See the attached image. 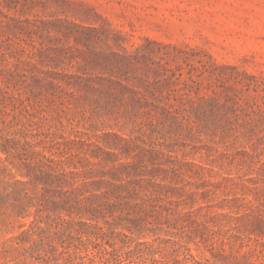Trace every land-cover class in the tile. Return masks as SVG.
Instances as JSON below:
<instances>
[{
	"label": "rangeland",
	"instance_id": "1",
	"mask_svg": "<svg viewBox=\"0 0 264 264\" xmlns=\"http://www.w3.org/2000/svg\"><path fill=\"white\" fill-rule=\"evenodd\" d=\"M17 44L24 47L23 53ZM0 47L19 59L40 48L38 65L57 77L56 83L64 85L65 73L73 75L72 80L91 79L98 87L95 100H76L69 116L85 111L98 129L125 136L138 135V126H144L148 146L169 149L186 162L206 167H183L188 173L183 178L193 183L186 189L198 191L185 209L208 203L214 205L208 212L225 216H214L210 226L218 231H207L206 242L188 243L191 253L210 257L212 238L218 244L228 230L244 237L249 246L222 264H257L254 256L242 253L254 246L248 236L264 241V212L247 210L234 197L261 200L264 209V190L250 192L242 183L252 186L257 181L264 187V165L256 162L264 160V0H0ZM16 62L10 56L0 60L1 73ZM119 82L142 90L148 101L153 93L159 96L182 87L178 83H196L189 88L194 98L215 99L205 107V115L194 117L190 130H181L169 119L136 113L126 100L138 97ZM9 83L28 82L16 77ZM221 175L238 183L221 181L207 194L201 193L205 186H195L203 179L217 182ZM166 182L180 184V177ZM204 212L191 216L200 223ZM193 220L178 219L173 233L157 235L180 239L183 233L197 232ZM17 231V225L0 231V243ZM239 241L235 239V248Z\"/></svg>",
	"mask_w": 264,
	"mask_h": 264
},
{
	"label": "trees",
	"instance_id": "2",
	"mask_svg": "<svg viewBox=\"0 0 264 264\" xmlns=\"http://www.w3.org/2000/svg\"><path fill=\"white\" fill-rule=\"evenodd\" d=\"M16 46L24 52L23 46ZM39 50L19 59L0 47L1 61H8V56L17 60L0 71L4 77L0 81V231L18 228L2 238L0 264H222L249 246L244 237L226 230L218 244L215 238L209 243L210 257L192 254L188 243L206 242L207 231H218L210 226L214 216H225L208 212L206 208L214 206L208 203L185 209L198 191L186 189L193 183L183 178L188 174L183 167L198 171L206 167L186 162L169 149L148 146L149 131L144 126H138V135L125 136L98 129L85 111L79 117L69 116L76 100H95L98 87L89 78L72 80L67 73L62 77L64 85L56 83L57 77L38 65ZM16 77L28 83H9ZM35 79L45 83H30ZM119 84L138 97L126 100L136 113L169 119L181 130H190L194 117L205 115V107L215 99L194 98L189 88L196 83H178L182 87L159 96L153 93L151 101L142 90ZM256 162L264 165V160ZM174 176L180 177V184L166 182ZM221 181L238 183L221 175L217 182L203 179L195 186H205L202 194L214 193L211 187ZM242 183L250 192L264 190L257 181L252 186ZM234 198L247 210L264 212L261 200ZM204 209L198 223L191 215ZM184 217L194 219L197 232L183 233L180 239L157 235L173 233L176 221ZM247 238L254 246L242 255L264 264V241ZM235 239L240 240L236 248ZM168 242L173 246L164 245Z\"/></svg>",
	"mask_w": 264,
	"mask_h": 264
}]
</instances>
